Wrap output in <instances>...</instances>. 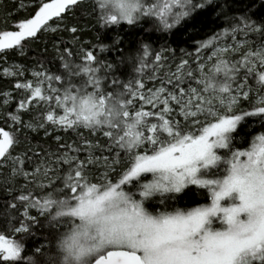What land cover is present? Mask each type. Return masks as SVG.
Listing matches in <instances>:
<instances>
[{
  "label": "snow or ice",
  "instance_id": "obj_1",
  "mask_svg": "<svg viewBox=\"0 0 264 264\" xmlns=\"http://www.w3.org/2000/svg\"><path fill=\"white\" fill-rule=\"evenodd\" d=\"M215 2L87 6L101 28L147 21L171 33ZM84 4L16 0L11 30H0V78L11 81L0 91V264H264V18L220 7L226 26L194 51L123 50L117 34L98 54L69 23ZM65 32L74 46L53 45L55 71L8 63ZM113 50L118 62L102 55ZM41 132L54 149L33 143ZM196 191L206 202L178 206Z\"/></svg>",
  "mask_w": 264,
  "mask_h": 264
},
{
  "label": "trees",
  "instance_id": "obj_2",
  "mask_svg": "<svg viewBox=\"0 0 264 264\" xmlns=\"http://www.w3.org/2000/svg\"><path fill=\"white\" fill-rule=\"evenodd\" d=\"M16 0H0V30H11V25L16 18L17 7L15 6ZM88 0H85L84 6L77 12V15L73 18L70 17L69 23L75 24L82 29L80 37L85 44L91 43L96 48L99 54L98 47L100 43L111 44L113 38L119 34L123 43L120 45L123 50H133L138 46L140 41L150 43L153 48L159 49L162 46H168L177 51L181 48L188 51H194V43L197 40L207 39L210 35L218 32L222 27L226 26L225 15H218L220 13V7H223L227 17H240L245 14L249 15L254 20L264 18V0H216L214 5H209L203 10H198L193 14V18L178 25L171 33L159 32L155 30H149L152 25L145 21L141 26H128L122 24L119 27L113 28H101L96 25L94 19L90 15L88 8ZM219 5V7L217 6ZM13 14L12 19H9L8 23H5V17L8 12ZM22 15L24 13H21ZM63 39L64 44L69 47L74 45L71 43L72 37L70 33H62L57 35L48 34L45 38L36 41H29L24 49V55H20L19 51L13 52L8 56V63L13 62L17 64L25 65L27 68L36 66L37 62L44 65L45 68L55 71L60 66L59 55L60 53L54 44L60 46V40ZM110 61H119L118 53L113 50L111 52H104L102 54ZM3 64H0V70L3 68ZM133 73L131 65L121 64L117 70V75L123 78H130V74ZM26 75H28L26 73ZM11 88V81L7 78H0V91L9 90ZM15 95V93H14ZM0 126L4 125L0 120ZM250 128L248 125L241 127L239 130V136L243 137L248 134ZM64 136L65 141L71 142L72 136L60 133ZM33 137V143L39 142L44 147L51 145L54 149L56 147L55 142L52 139H44L43 133L34 134L29 133ZM7 175V170H0V180H3ZM2 192V187H0ZM206 202L200 195L199 191L192 194L191 198L185 197L178 202V206H196L195 202ZM5 204V199L0 196V207ZM37 237L31 239L27 243V247L31 248L34 244L39 242L43 229L37 228ZM11 238V233L8 234Z\"/></svg>",
  "mask_w": 264,
  "mask_h": 264
}]
</instances>
